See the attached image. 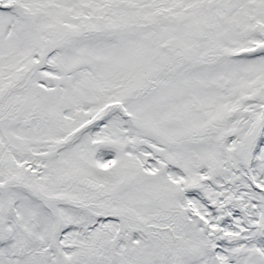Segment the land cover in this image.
I'll list each match as a JSON object with an SVG mask.
<instances>
[{
	"label": "snow or ice",
	"instance_id": "6c2138e0",
	"mask_svg": "<svg viewBox=\"0 0 264 264\" xmlns=\"http://www.w3.org/2000/svg\"><path fill=\"white\" fill-rule=\"evenodd\" d=\"M0 264H264V0H0Z\"/></svg>",
	"mask_w": 264,
	"mask_h": 264
}]
</instances>
